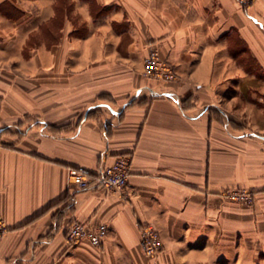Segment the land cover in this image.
Wrapping results in <instances>:
<instances>
[{
  "label": "crops",
  "instance_id": "0c3cea01",
  "mask_svg": "<svg viewBox=\"0 0 264 264\" xmlns=\"http://www.w3.org/2000/svg\"><path fill=\"white\" fill-rule=\"evenodd\" d=\"M120 154L124 193L70 181ZM0 214V264H264V0H0Z\"/></svg>",
  "mask_w": 264,
  "mask_h": 264
},
{
  "label": "built area",
  "instance_id": "2783aa9c",
  "mask_svg": "<svg viewBox=\"0 0 264 264\" xmlns=\"http://www.w3.org/2000/svg\"><path fill=\"white\" fill-rule=\"evenodd\" d=\"M242 6L248 7L254 0H238ZM143 72L146 76L159 81H173L177 79V72L173 65L164 58L159 49L154 47L144 60ZM132 159L128 154L117 155L110 163H103L97 170L92 171L84 166L70 167L69 178L73 184L81 189L104 187L124 193L129 183ZM230 200L246 204L255 203V195L248 188H231L224 192ZM8 229L5 217L0 214V241ZM108 233L106 223L96 226L87 222H73L67 230V239L77 243L82 239L89 240L94 246H100ZM141 246L149 256H156L163 248V241L159 230L152 224L141 229Z\"/></svg>",
  "mask_w": 264,
  "mask_h": 264
}]
</instances>
